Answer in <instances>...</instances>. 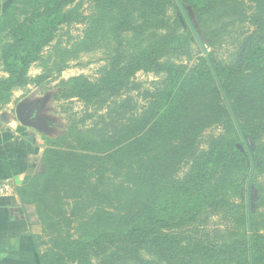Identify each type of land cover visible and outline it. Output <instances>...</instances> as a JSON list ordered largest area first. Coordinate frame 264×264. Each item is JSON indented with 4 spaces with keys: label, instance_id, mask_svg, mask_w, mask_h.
I'll use <instances>...</instances> for the list:
<instances>
[{
    "label": "rangeland",
    "instance_id": "obj_1",
    "mask_svg": "<svg viewBox=\"0 0 264 264\" xmlns=\"http://www.w3.org/2000/svg\"><path fill=\"white\" fill-rule=\"evenodd\" d=\"M25 1L29 3L23 10H36L34 14L43 10L44 0ZM235 10L236 18L223 15L213 20L197 19L189 8L183 9L198 40L181 10L170 7L156 16L132 12L121 22L97 0H76L64 9V23L52 26L49 19L44 20L54 29L51 40L27 69L30 83L16 90V97L11 92L2 106L0 114L5 117L15 119L14 107L27 95L44 96L61 82L82 77L99 83L98 88L86 99H51V114L62 127L74 124L115 138L131 130L154 102L164 77L154 73L155 64L194 67L209 55L214 61L234 63V71L222 78L224 89L212 80L187 83L168 122L107 155L81 152L71 140L45 143L56 167L49 175L57 177L36 181L26 189L24 208L20 204L23 217L29 216L32 224L30 239L35 250L52 251L70 239L147 214L164 190L202 173L209 152L234 136L229 109L236 123L240 120L245 126V148L253 151L264 142V40L258 41L264 27L249 23L253 10L248 3L235 4ZM17 17L22 20L24 15ZM1 36L0 46L5 43ZM242 53L248 60L241 65ZM6 76L0 60V78ZM70 149L73 155L67 154ZM81 154L84 157L79 158ZM248 177V169L237 165L219 171L215 181L232 183L244 192ZM217 192L212 205L194 217L177 219L164 231L173 242L151 250L141 248L139 259L128 264H235L229 260L237 250L229 245L246 228L245 199L229 187ZM249 198L250 219L254 217V228L264 234V166L253 170ZM98 260L92 256L89 264H101Z\"/></svg>",
    "mask_w": 264,
    "mask_h": 264
},
{
    "label": "trees",
    "instance_id": "obj_2",
    "mask_svg": "<svg viewBox=\"0 0 264 264\" xmlns=\"http://www.w3.org/2000/svg\"><path fill=\"white\" fill-rule=\"evenodd\" d=\"M75 1L44 0L43 10L34 14L36 10L28 12L22 9L29 1L13 0L0 15V37L3 35L5 38V43L0 46V60L7 74L5 78H0V111L14 89L22 88L30 83L26 77L27 69L36 60L42 47L51 40L54 29L46 25L44 20L49 19L52 26L64 23L66 21L64 9ZM97 1L102 8L108 7V11L113 12L117 21L121 22L128 19L132 12L140 14L141 17H145L148 13H154V16L160 15L161 11L167 7L179 12V5L183 9L189 8L197 19L207 16L215 20L217 16L220 18L223 15L236 18L235 4L246 2L253 10V14L248 18L249 23L256 28L264 27V0ZM17 15H24V18L19 20ZM43 17H45L43 21H38ZM258 39L260 42L263 41L264 34H259ZM246 59L248 60V55L242 53L238 62L242 65ZM233 64L214 61L209 55L202 57L194 67L170 63L155 64L154 73L164 76L161 88L157 91L151 107L147 108L137 124L124 135L108 137L100 135L96 129L79 128L69 124L63 126L57 135L42 136V139L51 145L71 140L81 152H91L96 156L107 155L120 149L135 136L143 134L156 125L163 126L168 122L174 116L180 92L187 83L212 80L218 88L224 89L222 78L234 71ZM246 77L250 78L253 75ZM98 84H92L82 77H72L61 82L54 91L48 93L52 95L53 100L66 97L86 99L90 91L98 88ZM0 120H2L1 116ZM244 129V124L239 120L237 127L235 125L234 136L220 142L209 152L204 162V171L179 182L171 189L164 190L158 199L150 204L147 214L131 218L106 231H95L78 239H70L63 245H57L59 248L52 251L42 253L36 250L39 264H89L92 256L99 257L98 261L101 264H128L139 259L137 253L141 248L151 250L156 246L173 242L174 239L164 231L172 228L177 219L194 217L201 210L212 205L218 196L219 188L229 187L236 194L242 193L245 199V188L244 192H240L232 183L224 180L217 183L215 181L219 171L233 169L237 165L246 167L249 175L252 167L255 172L263 169L264 142L257 144L253 151H249L244 147L248 139ZM239 145L243 146V150L239 148ZM46 149L39 159L28 166L23 184L16 190L22 208H24L26 189L40 179L49 180L57 177L54 174L49 175V172L56 167L51 164L49 151ZM70 150L71 152L67 154L73 155L74 149ZM80 157L84 155L81 154ZM79 158L77 160H80ZM24 218L31 230L29 216ZM229 246L237 250V254L229 260L230 262L264 264V234L254 228V217L250 219V240L246 223L244 233Z\"/></svg>",
    "mask_w": 264,
    "mask_h": 264
},
{
    "label": "crops",
    "instance_id": "obj_3",
    "mask_svg": "<svg viewBox=\"0 0 264 264\" xmlns=\"http://www.w3.org/2000/svg\"><path fill=\"white\" fill-rule=\"evenodd\" d=\"M12 1L0 0V15ZM16 90L20 89L12 91L13 97ZM0 116V188H8L0 194V264H39L16 190L23 184L28 166L40 158L46 144L42 135L22 127L12 117Z\"/></svg>",
    "mask_w": 264,
    "mask_h": 264
},
{
    "label": "water",
    "instance_id": "obj_4",
    "mask_svg": "<svg viewBox=\"0 0 264 264\" xmlns=\"http://www.w3.org/2000/svg\"><path fill=\"white\" fill-rule=\"evenodd\" d=\"M179 8L183 13V16L185 17V13L181 5H179ZM185 19L192 33L195 36V32L193 31L186 17ZM195 38L198 40L196 36ZM200 49L203 52V54H205V51L202 46H200ZM51 99H52V95L50 93H47L44 96H40V97H35L34 93L27 95L22 100H20L14 107L15 120L22 127L31 129L44 137H51L52 128H57L60 131L62 130V125L59 119L51 114V107L48 105ZM229 112L231 114L234 124L237 127V123L234 119L231 109H229ZM239 148L241 149V147ZM252 175H253V167L245 185V206H246L247 231H248L249 240H250L249 196H250V181Z\"/></svg>",
    "mask_w": 264,
    "mask_h": 264
},
{
    "label": "flooded vegetation",
    "instance_id": "obj_5",
    "mask_svg": "<svg viewBox=\"0 0 264 264\" xmlns=\"http://www.w3.org/2000/svg\"><path fill=\"white\" fill-rule=\"evenodd\" d=\"M59 132H60L59 129H57V128H52L51 136L57 135Z\"/></svg>",
    "mask_w": 264,
    "mask_h": 264
},
{
    "label": "built area",
    "instance_id": "obj_6",
    "mask_svg": "<svg viewBox=\"0 0 264 264\" xmlns=\"http://www.w3.org/2000/svg\"><path fill=\"white\" fill-rule=\"evenodd\" d=\"M8 190V188L6 186H3L0 188V194L6 192Z\"/></svg>",
    "mask_w": 264,
    "mask_h": 264
}]
</instances>
